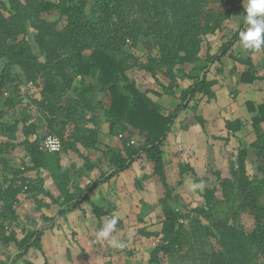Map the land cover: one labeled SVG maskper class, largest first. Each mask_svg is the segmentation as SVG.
I'll list each match as a JSON object with an SVG mask.
<instances>
[{
    "label": "trees",
    "instance_id": "obj_1",
    "mask_svg": "<svg viewBox=\"0 0 264 264\" xmlns=\"http://www.w3.org/2000/svg\"><path fill=\"white\" fill-rule=\"evenodd\" d=\"M0 0V62H5L0 74V105L5 95L4 105L13 108L22 102L21 86L26 81L29 85L40 88L41 105L49 113V125L52 131L60 120L74 125L70 135L65 136V127L57 133L62 143L60 153L43 152L42 140L38 136L39 126L32 122V117L25 116L12 127H5L13 137L22 125L21 133L24 140L20 143L8 142L0 144V163L7 165L3 156L22 149L27 153L29 162H23L20 169H10L0 179V244H14L20 259L29 250H41L43 229L29 233L19 241L15 232L6 228V223H18L17 204L22 194L36 192L45 195L58 203L42 185L36 184L26 174L30 171L49 173L64 198L62 208L78 206L87 200V194L95 188L106 184L121 174L130 171L133 165L143 156L153 165V174L165 191L160 200L163 212V222L160 235L161 245L155 248L148 264H162L163 257L173 256L184 251V246L190 241L184 222L190 216L172 210L169 202L175 200V190L168 182L164 162V144L170 135L178 116L188 109L189 104L198 97L212 101L216 98L214 88L218 85L217 78L223 74L222 62L230 57L245 67L241 74L240 84L254 85L264 82V65H255L252 55L263 51L246 50V57H234L232 48L240 43L241 28L221 47L219 52L211 55L207 50V66L199 69L192 85L182 90L178 84V75L186 77L184 67L197 63L202 53L205 38L222 33L224 23L229 21L235 7L232 0H145L143 5L148 9L150 20H146L147 30L144 37H154V45L158 57H148L146 63H135L133 66L126 61H117L110 50L120 51L126 41H131L132 48H137L144 28L134 22L123 30V7L128 0ZM138 6L141 3L135 1ZM219 5V9L212 7ZM222 6V7H221ZM223 7H229L222 10ZM160 9H165L161 14ZM58 14L65 20L62 30L57 24L45 20V16ZM166 18V19H164ZM30 23L36 31V54L30 41L27 24ZM21 38V39H20ZM120 42V43H118ZM43 58V61H41ZM220 66L212 73V66ZM19 71L14 73V69ZM131 68L139 69L148 74L162 89L161 93L152 91L156 97L163 95L174 96L180 93L183 97L181 104L172 114H165L158 102L147 93L141 92L136 83L129 78ZM211 74L212 77H211ZM79 80L80 91L77 97H71L63 104L64 97L73 89ZM166 82V83H164ZM39 83V84H38ZM166 84V85H165ZM75 90V89H74ZM97 93L103 94L108 104L98 100ZM247 111L253 115L252 129L255 143L252 149L257 157L264 154V103H246ZM93 115L94 126L100 124L99 114L102 111L109 124V136L123 138L124 151L107 148L105 155L110 170L102 173L101 177L85 188L74 183L71 169L63 165V159L70 152L88 161V157L79 149L96 150L100 144V131L80 125L77 119L79 112ZM0 109V121L4 118ZM84 121L82 118L81 122ZM58 122V123H57ZM69 124V125H70ZM62 126V127H63ZM242 120L226 122L228 137L223 139L228 143L236 138L244 128ZM139 137L137 145L129 144L133 136ZM54 136V135H52ZM33 138H35L33 140ZM237 168H232L233 179L221 178L216 172L220 188L225 197L232 192L238 195V211L248 215L254 222V227L245 234L239 233L234 226L214 221L212 214L219 206L217 187L209 185L204 194V204L193 210L197 217L191 222L195 238L203 233L214 241L218 253L213 255L214 264H248L253 257L250 247L264 258V175L251 176L248 172V149L240 144L237 155ZM181 173L193 171L189 166H180ZM87 170L90 171L89 167ZM9 172V173H8ZM83 177V172L79 173ZM13 176L12 185L6 187L8 176ZM21 180L23 186L14 187ZM78 182V181H77ZM28 184L27 191L24 186ZM64 211H60L63 214ZM199 218L207 221L204 226ZM121 225L120 219L116 220ZM140 224H145L139 219ZM146 237H154L145 231H139ZM24 251V252H22Z\"/></svg>",
    "mask_w": 264,
    "mask_h": 264
},
{
    "label": "rangeland",
    "instance_id": "obj_2",
    "mask_svg": "<svg viewBox=\"0 0 264 264\" xmlns=\"http://www.w3.org/2000/svg\"><path fill=\"white\" fill-rule=\"evenodd\" d=\"M8 4L7 0H3ZM26 3L25 0H21ZM136 0H128L124 3L123 7V30L120 33H125L126 27H130L136 21L140 23L143 28V34H139L140 40L137 48H132L131 41H126L125 45H122L120 51L114 49L110 50V54L117 61H126L129 65L133 66L135 63H146L148 57H158L157 49L155 48L154 37H144L147 30L146 20H150L148 9L143 5V1L138 0L141 6L135 2ZM151 1V0H149ZM235 10L234 14L229 21L224 23L222 33H219L220 37L213 39L212 37L205 38L202 53L196 63L197 69H203L207 66V50L209 49L211 55L217 54L221 47L232 37L233 33L238 32L241 28L246 30L248 25L245 23L247 0H232ZM216 10L219 9V5L211 3ZM222 7V6H221ZM227 7H223L225 10ZM229 8V7H228ZM227 8V9H228ZM160 13L163 14L165 9H160ZM45 20L51 21L57 24V29L62 30L65 26V20L61 19L58 14H52L45 16ZM166 19V18H164ZM30 41L36 54H39L37 47L35 46V35L36 31L33 29L30 23L27 24ZM21 39V38H20ZM120 43V42H118ZM211 45V47H210ZM233 51H236L234 48ZM226 60V59H225ZM226 65L231 64L229 61H224ZM5 62H0V74L4 68ZM192 67L185 66V73H189L192 77H196L199 73L198 70L195 72ZM222 67L219 63H215L212 66V73L217 68ZM18 69H14V73L18 72ZM224 73V72H223ZM129 78L138 84L139 88L144 91H153L152 88L162 92V89L152 80L151 76L144 74L139 69L131 68L128 72ZM213 74H211L212 77ZM222 78V75L219 76ZM178 83L182 90L187 89L190 85L186 83L185 78L182 75H178ZM79 80L74 85V89L64 97L63 104L71 98L77 97L80 91ZM21 86L22 91V102L13 107L8 108L4 105L5 98L2 99L0 109L5 113L4 118L0 121V144L15 142L20 143L24 140L21 133L22 125H19L18 131L15 138L12 136L13 133L8 132L6 127H12L17 121H20L25 116H30L35 121H38L40 138L42 142L48 136H57V133L62 131L65 127V136L70 135L74 129V125L67 121V125L63 126L64 120L59 119V125L56 126L54 132L49 125V113L41 105L40 88L38 86L29 85L26 81ZM166 83V82H164ZM39 84V83H38ZM233 84V83H232ZM151 93V92H150ZM259 95L254 97L251 96L241 97L234 92L233 96L221 95L220 98H215L212 101H208L205 98H196L192 101L188 109H185L175 121L172 131L164 144L165 161L167 168L168 182L175 190V200L169 202V207L172 210L181 212L183 215H189L186 218L184 225L190 236V241L184 246V251L173 255L163 257L162 264H214V254L218 253V248L214 241L209 240L207 236L200 232L198 237L195 238L192 228H194L191 222L197 217L193 213V210L203 206L204 194L209 185H215L217 187V199L219 200V206L216 211L212 214L214 221L228 223L230 226H234L235 229L245 234L254 227L253 220L246 214H241L238 211V195L237 192L230 193L229 196L223 195V190L219 186L218 177L216 172L221 173L223 179H233L232 168H237V155L240 144L248 149V172L251 176L262 177L264 175V154L257 157L256 152L252 149L253 143H255V135L251 125V119L253 115L247 111L246 103L251 101L257 104L264 103V90L260 89ZM151 95L155 100L158 101V97ZM163 97L161 102L163 112L165 114H172L181 104H183V97L180 93L174 96ZM98 100H103L104 104H108V100L105 99L103 94L97 93ZM162 99V98H161ZM160 101V100H159ZM194 108V109H193ZM100 117H102V111H97ZM82 118L84 121L81 122ZM77 119L80 120L79 124L84 126H92V114H85L79 112ZM242 120L244 122V128L242 132H238L236 138L230 139L228 143L224 142L223 139L228 137V131L226 129V122ZM58 123V122H57ZM70 124V125H69ZM63 126V127H62ZM133 138L139 141V137L136 135ZM112 145L108 144L105 149L113 148L114 150L124 151L123 140L118 135L110 136ZM133 145L134 147H138ZM106 150H101L100 147L96 150H92V153L86 150L84 156L89 157V160L108 163V159L105 155ZM22 151V152H21ZM25 151L17 149L9 155L3 156V159L7 162V165L0 163V179L2 176L7 174L10 169H20L23 162L26 161ZM65 158V157H64ZM92 158V159H91ZM1 159V158H0ZM83 159L79 156L69 157L68 163L75 162L76 164L82 165ZM104 161V160H103ZM109 165V163H108ZM106 165V166H108ZM189 166L193 171L188 173H181L180 166ZM106 169V168H105ZM9 173V172H8ZM100 176L102 173L99 174ZM95 173V178H98ZM158 178L153 174V165L143 156L140 160L133 165L131 171L127 172L125 181L121 184V187L113 182L109 181L105 185L103 193L108 194L117 193L121 201V208L111 209L110 214H101V217L107 221H111L113 218L120 219L121 225L116 221V225L112 232L106 238H98V232L101 230L94 224L88 228V232L91 233V239L89 240V248L93 251L94 257L85 255L86 259L81 260L80 263L76 264H148V260L152 251L161 245L162 236L160 231L163 222V212L160 205V200L165 196V191L157 180ZM93 182V181H92ZM90 184V182H89ZM85 184V185H89ZM109 190H108V189ZM30 194V195H29ZM36 195V192H29L26 195ZM121 194V196H120ZM123 200L125 202L123 203ZM97 202V201H96ZM112 200V203H115ZM99 204V203H98ZM59 206V205H58ZM74 209L68 210L58 216L57 211L53 208L49 211L48 215L44 217L38 216L39 219L37 225L39 229H51L52 233H49V241L51 244H55L54 239H58L59 243L63 248L68 244L73 245L74 224L78 222L77 218L83 216V212L78 214L73 212ZM28 213V211H27ZM95 214H98L97 212ZM100 215V213H99ZM139 219H143L145 224H140ZM204 226H208L206 220L199 218ZM24 225L31 228V224L24 220ZM36 229V228H35ZM74 230V231H73ZM139 231H145L147 234H153L154 237H146L139 233ZM93 233V234H92ZM42 240V239H41ZM54 241V242H53ZM53 245H51L52 247ZM250 253L253 254L248 264H264V258L259 255L254 248L250 247ZM60 258L52 259L51 261L44 260L42 264H68L67 254L64 253ZM55 256H59L56 253ZM37 258H35V261ZM33 258L20 259L16 261L1 260L0 264H34Z\"/></svg>",
    "mask_w": 264,
    "mask_h": 264
},
{
    "label": "crops",
    "instance_id": "obj_3",
    "mask_svg": "<svg viewBox=\"0 0 264 264\" xmlns=\"http://www.w3.org/2000/svg\"><path fill=\"white\" fill-rule=\"evenodd\" d=\"M220 35L217 34L215 36H209V37H212L213 39H215V38L220 37ZM208 40H210V38ZM234 48L236 49V51H233ZM231 54H233L234 57L238 59L245 58L246 50L243 48V46L240 43H238L232 48ZM251 58L255 65L257 66L264 65V50L252 55ZM234 60L236 59L234 58ZM234 60L232 61L229 57L226 60L224 59L222 62L224 73L222 74V78H219V77L217 78L218 85L214 88L216 97L220 98L221 95L228 96L230 94H233L234 92H236L238 96H241L243 98L246 96H251L252 94L254 97H257L259 95V93L257 92H259L260 89L264 90V82H256L254 85L240 84L239 82L240 77H241V74L245 71V67L241 64H238ZM224 61H229L231 62V64L226 65ZM195 65L196 64L186 65V66H189V67L193 66L192 70L195 72V70H198ZM185 75L186 77L184 78L186 80V83L190 84L187 87L189 88L192 85V83L195 81L197 76L192 77V75H190L189 73H185ZM136 86L141 92L147 93L155 102H158L162 108L163 105L161 104V102L164 100L163 97H166L165 95H163L160 98L158 97L159 99L157 101L151 95L150 92L152 91H144L142 88H139L137 83H136ZM151 90L159 92L157 89L152 88V87H151ZM230 96H233V95H230ZM198 98H203V97H198ZM99 120H100V124L97 127L94 126L93 121H92V126H89V127L87 126V127L89 129H97L98 131H100V137H99L100 144L97 146L98 148L100 147L101 150H106L105 147H107L108 144L112 145V141L110 140V136L108 135L109 124L106 122L104 115H102V117L99 116ZM32 122L36 123L37 125L40 124L38 121H35V119H32ZM38 136L40 137L39 130H38ZM34 139L35 138H33V140ZM79 149L84 153L83 151L84 149L81 146H79ZM88 151L92 153V150H88ZM24 154L26 156V161L28 163L29 157L27 156L26 152ZM71 156H77V155L70 152L63 159V165L69 167L71 169L72 174H77L76 176H74L73 181L74 183H79L80 187L85 188L87 186L85 184H89V182L91 183L92 181H95L96 180V179L94 180L95 173H97V176H99L98 178H100L101 177L99 175L100 173H106L110 170V167L108 163L105 162V159H103L104 161L102 160V162H99L98 160L94 161V159L91 158L92 160H88L87 162L83 161L82 165L76 164L75 162L67 164V161L69 160V157ZM165 160L166 159H165V154H164V162L166 166ZM87 167H89L90 171L87 170ZM166 171H167V168H166ZM82 172L84 175L82 178H79L78 175H80L79 173H82ZM126 175H127V172L121 174L120 176H118L117 178H114L111 181H113L118 186V188H120L121 184L125 181L124 179L126 178ZM26 176L29 179L35 181L36 184L42 185L43 189L49 192L50 195L53 196L56 201H58V203L54 202L53 199L46 197L45 195H40V194L34 195L33 194L31 196H28L26 194H22L19 197V202L17 204V217H18L19 225L15 223L16 230H17L16 235L19 241H22L29 233L35 232L38 229V227H34L35 225H37L35 221L37 222L39 220L37 219L38 216L44 217L45 215H48L49 211H52L53 208H55V210L57 211L58 216H59L60 211H64L63 213H65L71 209H74L75 212L74 211L73 212L78 214V216L83 212V216L82 217L79 216L80 218L79 219L77 218L78 222L74 224V228H75L74 230L77 231L78 233L76 236V232H74L75 237H74V241H72L73 245L68 244L66 246L68 248L64 249L63 246L61 245L62 243H59L58 239H54L56 243L51 244L52 241L51 242L49 241L50 236L48 234L52 232H51V229L48 228L44 231V236L41 240L42 249L41 250H29L25 252L21 260L23 258L24 259L33 258L34 261L32 262L34 264H42L43 263L42 261L44 260L51 261L52 259L53 260L57 259L58 261H60V258L64 255L63 250H64V253L67 254L66 260L70 261L68 262V264L80 263L81 260L79 259L85 260L86 259L85 255H87L88 258L94 257L93 251L89 248L90 247L89 240L92 237H91V233L88 232V228L96 224L97 228L103 229L105 225L107 224V221L101 217V214L109 216L110 210L116 209V208H111V207L117 206L118 208H121V201H120L121 197L120 198L118 197V192L113 193L114 194L113 196L111 193L108 194V191L106 194H104L103 190H105V185H106L104 184L102 186L95 188L91 192H89L87 194V200L81 201V204H77L78 206L64 209L61 207L64 202V198H61L60 192L57 190L56 185L49 173H46V172L38 173L37 171H30L26 174ZM112 200H115L116 202L112 203ZM124 202L125 200H123V203ZM96 212L98 214H95ZM24 220L31 224V228L24 225L23 223ZM48 231L50 232L48 233ZM51 245L53 246L51 247ZM56 253H58L59 256H55ZM3 258L4 260L11 261V262L20 260V254L17 252L16 246L14 244H10L9 246H2L0 244V261L3 260ZM35 258H37L36 261H35Z\"/></svg>",
    "mask_w": 264,
    "mask_h": 264
},
{
    "label": "clouds",
    "instance_id": "obj_4",
    "mask_svg": "<svg viewBox=\"0 0 264 264\" xmlns=\"http://www.w3.org/2000/svg\"><path fill=\"white\" fill-rule=\"evenodd\" d=\"M245 11L248 27L240 33L239 42L245 50L260 51L264 47V0H247ZM115 225L116 219L113 218L98 232V238H106Z\"/></svg>",
    "mask_w": 264,
    "mask_h": 264
},
{
    "label": "built area",
    "instance_id": "obj_5",
    "mask_svg": "<svg viewBox=\"0 0 264 264\" xmlns=\"http://www.w3.org/2000/svg\"><path fill=\"white\" fill-rule=\"evenodd\" d=\"M119 138H123L122 135L119 136ZM138 142V141H137ZM135 139H131L129 141L130 145H135L136 143ZM43 152H47V153H60L61 149H62V143L61 140L56 137V136H48L41 144V148H40ZM9 181L7 182V184L5 185L6 187H9L10 185H12V178L13 176H8ZM21 186H23V183L21 180H18L14 183V187L16 188H20ZM28 184L24 186V192L27 191L28 189ZM6 228L8 229V231L10 232H17L16 230V225L15 223L11 222V223H6Z\"/></svg>",
    "mask_w": 264,
    "mask_h": 264
},
{
    "label": "water",
    "instance_id": "obj_6",
    "mask_svg": "<svg viewBox=\"0 0 264 264\" xmlns=\"http://www.w3.org/2000/svg\"><path fill=\"white\" fill-rule=\"evenodd\" d=\"M41 61H43V58H41Z\"/></svg>",
    "mask_w": 264,
    "mask_h": 264
}]
</instances>
